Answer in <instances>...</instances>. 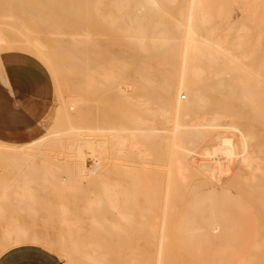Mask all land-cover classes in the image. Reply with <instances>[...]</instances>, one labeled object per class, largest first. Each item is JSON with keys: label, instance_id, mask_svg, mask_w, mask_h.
<instances>
[{"label": "bare ground", "instance_id": "6f19581e", "mask_svg": "<svg viewBox=\"0 0 264 264\" xmlns=\"http://www.w3.org/2000/svg\"><path fill=\"white\" fill-rule=\"evenodd\" d=\"M106 2L0 0V69L59 97L40 138L0 142V264H264V10Z\"/></svg>", "mask_w": 264, "mask_h": 264}, {"label": "crops", "instance_id": "0c3cea01", "mask_svg": "<svg viewBox=\"0 0 264 264\" xmlns=\"http://www.w3.org/2000/svg\"><path fill=\"white\" fill-rule=\"evenodd\" d=\"M52 85L24 65L0 69V142L23 145L40 138L56 114Z\"/></svg>", "mask_w": 264, "mask_h": 264}, {"label": "rangeland", "instance_id": "374dc122", "mask_svg": "<svg viewBox=\"0 0 264 264\" xmlns=\"http://www.w3.org/2000/svg\"><path fill=\"white\" fill-rule=\"evenodd\" d=\"M80 1H82V0H80ZM217 1L222 2V3L227 2V0H217ZM108 2H109V0H107L106 3H108ZM256 6H258V11L262 12L264 10V0H257ZM62 8L70 9V11L75 9L76 14L73 15L72 13L69 14V12H68L66 14L67 16H61V13H59L61 7H55V6H54V8L49 6L46 11L49 15L55 17V19L58 21V25H62V24L66 25L67 23L68 24H74L72 21H70V19L73 18V19H76L78 21V23H76V25H79V26L87 25V26L93 27L94 30L98 34L97 35V39H98L97 41H99V42L106 41V43L108 45L111 44L110 45L111 50H114V51L117 50L118 51V49L115 47V44L120 43L119 37L115 33H113L108 27L98 23L97 22L98 20H97V17L95 14L92 13L91 15L84 16L83 15V7H79V8L75 7L74 8V7L66 5ZM105 9L106 10L109 9L108 6H106ZM258 17L262 18L260 15H258ZM28 67L35 69V67H32V66H28ZM50 84H51V82H50ZM52 87H53V85H52ZM53 90H54V93L56 96L57 103H59V97L56 94L54 87H53ZM224 104L225 105H234V106L237 105V104L232 103V102H225ZM245 114H251V113L245 112Z\"/></svg>", "mask_w": 264, "mask_h": 264}]
</instances>
